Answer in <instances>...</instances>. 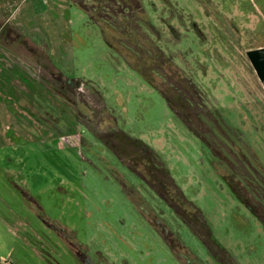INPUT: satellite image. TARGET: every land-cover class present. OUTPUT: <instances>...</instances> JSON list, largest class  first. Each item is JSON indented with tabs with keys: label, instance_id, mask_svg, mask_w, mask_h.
Instances as JSON below:
<instances>
[{
	"label": "rangeland",
	"instance_id": "1",
	"mask_svg": "<svg viewBox=\"0 0 264 264\" xmlns=\"http://www.w3.org/2000/svg\"><path fill=\"white\" fill-rule=\"evenodd\" d=\"M139 1L0 0V264H264V0Z\"/></svg>",
	"mask_w": 264,
	"mask_h": 264
},
{
	"label": "trees",
	"instance_id": "2",
	"mask_svg": "<svg viewBox=\"0 0 264 264\" xmlns=\"http://www.w3.org/2000/svg\"><path fill=\"white\" fill-rule=\"evenodd\" d=\"M73 1L78 3L82 8H84L88 12L89 16L92 19L99 18V19L106 21L112 27V29L114 31L118 32L121 35V38L118 41H121L122 43H124L129 48V51L132 53H135L137 56H140L141 51L139 49H135L133 46H131L129 44V41L125 40V38H129L133 34H135L137 36V34H138L137 31H138V29H140L141 38H146V40L150 41L149 40L150 38L142 30L141 25L147 24V21L143 18V16H141L142 15V6H141V3L139 0H127V2H125L124 0H94L93 3H91L89 5L85 2V0H73ZM133 13H137V16H139V17H137V16L131 17L130 15ZM119 19H121V20L119 21ZM122 19L124 21H122ZM131 21H133L135 26L129 24V29H128V31H126L127 30L126 29V23H131ZM132 31H134V32L132 33ZM109 42H110L109 44H111V41H109ZM140 48H143V47H140ZM146 52L152 53L154 55V56H151V59L154 60V62H156V60H158L160 58H163V59L166 58L165 55L160 52V47L156 44L150 49L147 48ZM167 58H169L168 60L170 61V57L167 56ZM170 62H172V61H170ZM155 69H152L151 71L153 73H155V72L158 73L157 69L156 70ZM143 74L145 75L144 71H143ZM148 80L154 86H156L158 88V90L164 95V97L167 100L168 105L170 106L172 111L175 114H177L178 111L174 108V105L172 104L171 98L166 93V91L161 87V85L155 83L151 79H148ZM198 104H200V101L197 103V105ZM198 107H200V106H198ZM142 146H143V148H146V145L142 144ZM153 155H154L156 160H159L158 158H156L155 154H153ZM160 162L162 163V161H160ZM159 169L161 170V173L163 174V178L165 180L164 185L166 186V188L168 190H170V191H167V196H169L173 199L171 193L175 192L176 194H175L174 199L179 200V201L181 200L183 204H186V203L191 204V202L186 199V197L184 196V194L180 190V188L174 183L173 179L169 176L168 172L164 170L163 166L159 167ZM168 176H169V178H168ZM167 196H165V199H167V201H170L171 198H168ZM241 196L248 203L247 196L244 195V193L243 194L241 193ZM251 197L253 198V196H251ZM174 199H173V201H174ZM250 203H251V205L249 203L248 204L255 211V213L259 210H262V208H260V206L255 201L250 202ZM256 215L258 216V218H260V215L258 213H256ZM197 218H198V216H197ZM260 219H262V218H260Z\"/></svg>",
	"mask_w": 264,
	"mask_h": 264
},
{
	"label": "water",
	"instance_id": "3",
	"mask_svg": "<svg viewBox=\"0 0 264 264\" xmlns=\"http://www.w3.org/2000/svg\"><path fill=\"white\" fill-rule=\"evenodd\" d=\"M247 56L264 86V47L248 50Z\"/></svg>",
	"mask_w": 264,
	"mask_h": 264
},
{
	"label": "flooded vegetation",
	"instance_id": "4",
	"mask_svg": "<svg viewBox=\"0 0 264 264\" xmlns=\"http://www.w3.org/2000/svg\"><path fill=\"white\" fill-rule=\"evenodd\" d=\"M138 174V173H137ZM142 177H144V176H142ZM160 199H162V201L165 203V205L168 207V208H170L173 212H174V206H173V203H174V201H167V199H165V197H161ZM182 220V219H181ZM183 221V220H182ZM184 223H186L185 221H183ZM188 226H189V228L191 229V227H190V225L188 224V223H186ZM160 230V229H159ZM192 230V229H191ZM160 232V231H159ZM192 232H194L193 230H192ZM164 233H166V232H164ZM162 234V233H161ZM194 234H196V235H198L196 232H194ZM163 235V237H165L164 236V234H162ZM199 236V235H198ZM200 238H201V240L205 243V241L202 239V237L201 236H199ZM165 240L167 241L168 240V242L167 243H169V246H170V240H171V236H170V234H166V237H165ZM206 244V243H205ZM207 245V244H206ZM208 249H209V247H208ZM174 251V250H173ZM81 255V254H80ZM81 260L84 262L85 261V263L86 264H91L90 263V260L89 259H87L86 257H82L81 256Z\"/></svg>",
	"mask_w": 264,
	"mask_h": 264
}]
</instances>
